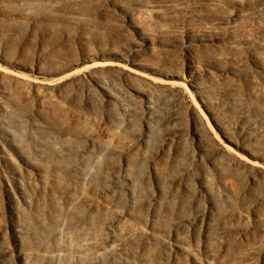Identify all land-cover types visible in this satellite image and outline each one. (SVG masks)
<instances>
[{
    "label": "rangeland",
    "instance_id": "rangeland-1",
    "mask_svg": "<svg viewBox=\"0 0 264 264\" xmlns=\"http://www.w3.org/2000/svg\"><path fill=\"white\" fill-rule=\"evenodd\" d=\"M0 264H264V0H0Z\"/></svg>",
    "mask_w": 264,
    "mask_h": 264
},
{
    "label": "bare ground",
    "instance_id": "bare-ground-1",
    "mask_svg": "<svg viewBox=\"0 0 264 264\" xmlns=\"http://www.w3.org/2000/svg\"><path fill=\"white\" fill-rule=\"evenodd\" d=\"M101 63V62H100ZM95 65H111L110 63H102V64H98V63H95L94 64V66ZM111 66H113V65H111ZM86 68V67H85ZM140 79V78H139ZM147 82H149V81H147ZM169 84H172V83H169ZM175 84V83H174ZM169 87V86H168ZM173 87H174V85H173ZM172 88V87H171ZM141 93V92H140ZM252 166V165H251ZM83 178H85V177H83ZM87 244H88V242L87 241H82V242H80V247H82V248H84L85 246H87Z\"/></svg>",
    "mask_w": 264,
    "mask_h": 264
}]
</instances>
